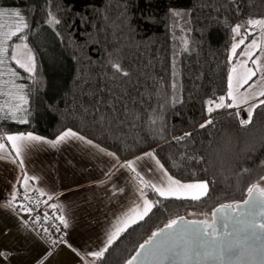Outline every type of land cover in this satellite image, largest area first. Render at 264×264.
<instances>
[{"label": "trees", "instance_id": "16d2710c", "mask_svg": "<svg viewBox=\"0 0 264 264\" xmlns=\"http://www.w3.org/2000/svg\"><path fill=\"white\" fill-rule=\"evenodd\" d=\"M17 10L27 27L2 19L23 31L0 48V89L22 88L16 100L0 92V144L10 133L54 138L71 130L120 160L152 150L175 180L208 185L201 201L153 197L152 212L97 264H125L169 220H199L264 182V105L247 126L234 108L216 107L232 64L258 31L249 21L264 20V0H0V12ZM34 33L47 41L36 44L29 73L11 53L19 36ZM235 34L244 43L232 54ZM113 62L130 75L114 73Z\"/></svg>", "mask_w": 264, "mask_h": 264}, {"label": "crops", "instance_id": "0c3cea01", "mask_svg": "<svg viewBox=\"0 0 264 264\" xmlns=\"http://www.w3.org/2000/svg\"><path fill=\"white\" fill-rule=\"evenodd\" d=\"M261 99L264 96L258 94L237 98L239 107L232 108L240 113L239 120L247 119L246 109ZM223 102L233 104L228 94ZM66 131L71 130H64L54 138L31 134L51 142ZM29 133L7 134L0 149L3 157L0 158V258H5L0 264H97L90 253L104 247L108 235L126 216L135 215L144 199L153 203V197L165 199L150 185L155 182L167 187L171 176L160 162L157 164L152 150L120 160L76 133L55 146L33 141L23 154L17 155L7 137ZM129 162L135 172L127 166ZM36 198L47 205L54 217V225L46 227L55 232L51 242L39 238L28 218L22 215L27 208L20 206L21 203ZM60 216L67 221V227L60 222Z\"/></svg>", "mask_w": 264, "mask_h": 264}, {"label": "snow or ice", "instance_id": "6c2138e0", "mask_svg": "<svg viewBox=\"0 0 264 264\" xmlns=\"http://www.w3.org/2000/svg\"><path fill=\"white\" fill-rule=\"evenodd\" d=\"M173 16L180 15V13H177L173 11L171 13ZM5 15L14 17L18 19V22L23 23V17L21 13L17 11H13L10 13H3L0 12V20L4 18ZM51 16V14H49ZM52 23L59 24L60 21L57 19H52ZM250 24L253 23H261L264 24V21H249ZM4 25L0 23V28H3ZM23 27L26 28L27 24L23 23ZM239 27L237 26L232 29V31L238 32ZM23 31V28L17 26L16 30L11 33L12 36H16L18 33H21ZM20 39H23V36H19ZM240 44L244 43V40L241 39ZM239 45L236 43H233L232 45V54H235L236 48ZM26 47V46H25ZM250 47H256V41L253 40L252 44ZM0 51H3L0 49ZM241 55H251L250 53H241ZM13 59H15V56H13ZM29 63L27 65H21L22 67H25V71L31 73L34 71V63L32 61V57H28ZM3 61L0 60V63ZM253 63H256V60L252 61ZM19 63V61H17ZM114 73L121 74L123 76H129L130 74L126 71L123 70L122 66L118 62H113L111 64ZM235 71V69H233ZM247 74L245 77H243V84H248V82L252 79L253 76L256 75V73L251 70L247 69L246 70ZM230 83H229V93L228 97L233 101V104H225L224 97H220V103L216 104L217 108H231L234 105L239 107V104L237 103V97L233 94L232 89V84H231V77L229 78ZM252 87V85H249ZM259 96H264V91H260L258 93ZM244 103H247V101H243ZM264 105V99H261L259 101V104H251L247 109V119H241L239 121L241 126H247L252 122L253 119V111L258 108L259 106ZM209 112H212V108H208ZM236 116H239L240 113L237 112L235 113ZM212 121H206L205 124H201L200 127L204 128L206 127L207 124H211ZM190 133H185L184 136L182 137H177L175 139L177 140H183L186 137L190 136ZM75 137L76 133L71 132V131H66L59 137H57L56 141H44L42 137L39 136H34L31 133L27 134V136L20 135V136H8L7 140L11 141L13 143V148L16 152L17 155L23 154L30 146L31 142H44V143H51L52 146H55L56 144L62 142L65 140L67 137ZM79 139L83 140V137H79ZM19 141V143H18ZM88 143H91L88 141ZM4 145L0 144V149H3ZM147 156L152 157V153H147ZM3 158V157H0ZM154 158V157H153ZM23 162L21 161V164ZM157 164H159V161H157ZM129 168H132V171H136L135 168L132 166V162H129L127 165ZM139 176V173H137ZM166 176L167 173H164ZM140 179L143 181V177H140ZM169 184L167 187H161L158 186L157 183L153 182L151 183V188L161 197L167 199L169 197H174L176 199H191L192 201H201V198L203 196H206L208 193V185L206 183H198V184H181L179 181H174L171 179V177H168ZM261 180H264V177H261ZM249 199L245 200L244 203L246 205H250L253 209L256 207H259L261 209V212L258 214L261 217H264V187L259 186L258 184H253L247 189ZM13 200H15V195H13ZM53 207H55L53 205ZM154 207V203L150 202L147 199L143 200V205L140 207V210L136 212L135 215L133 216H126L122 221L121 225L118 227H115V230L112 231L108 237H107V242L104 245L102 249L96 252L90 253L91 256L95 257L96 259H100L101 257L104 256L105 252L108 251L109 247L120 237V235L124 232H126L129 228H131L133 225L137 224L139 221H143L146 216L149 215L150 212H152V209ZM230 208L233 211L236 209V205H227L224 206L222 205L220 209H216L215 211H221L223 208ZM243 215V214H241ZM60 222L67 227L68 223L64 219L63 216L59 217ZM245 223L248 225V231L253 234H262L264 235V220H261L259 224L256 222L255 216H253L251 219L245 221ZM199 224L203 225V227H197V222H185L183 217H178L169 220L164 227L160 228L158 231H153L151 233V236L145 240L143 243H141L138 247L139 249L144 250L143 252H137L135 255H133L130 259H128L125 264H136L137 261H139V264H145V261L148 260L149 257H154L162 252H171V244L175 242L178 239H182L185 236H192L194 237L197 241L201 243H207L209 241V238L212 240L216 239V234H215V227L213 223H209L208 221H200ZM211 229V231H209ZM47 231V229H45ZM227 251H231V248H227Z\"/></svg>", "mask_w": 264, "mask_h": 264}, {"label": "water", "instance_id": "95a60500", "mask_svg": "<svg viewBox=\"0 0 264 264\" xmlns=\"http://www.w3.org/2000/svg\"><path fill=\"white\" fill-rule=\"evenodd\" d=\"M258 185L264 187V182ZM248 199L247 193L243 201L231 204L237 206L235 211L227 207L215 211L221 208L220 205L204 216L202 221L214 224L215 240L209 238L207 243H201L190 235L185 236L170 245L171 252L149 257L145 264H264V235L251 234L245 223L255 216L259 224L264 217L258 215L261 212L259 207L253 209L244 203ZM184 221L197 222V227H203L198 221ZM227 248L232 250L227 251ZM138 251L144 250L138 248L135 254Z\"/></svg>", "mask_w": 264, "mask_h": 264}, {"label": "rangeland", "instance_id": "374dc122", "mask_svg": "<svg viewBox=\"0 0 264 264\" xmlns=\"http://www.w3.org/2000/svg\"><path fill=\"white\" fill-rule=\"evenodd\" d=\"M0 23L4 25L3 28H0V48L1 47L3 48L6 46V41L8 40V38L14 37L11 35V33L16 30V27H14V25H10L12 24L11 22L10 24H8L7 21L2 22V20H0ZM257 26H258L257 33L245 45V48L241 50V52L237 56L236 61L232 64L230 69L229 78L231 77V84H232L231 90L233 91V94L237 98H241V99L249 95L258 94L260 91H264V24L257 23ZM5 33L8 35H6ZM36 34L37 33H34L33 37L28 41H25L24 37L23 39L19 38L18 39L19 42L13 45V50L11 53L12 60L14 61L16 66L22 68L24 71H25V67H22L21 65H27L29 63L28 61L29 56L32 57V61L34 63V53H35L34 50L39 52L38 50L39 46H36V44L38 42L42 43L47 41L45 39L46 37L44 36L39 35L35 37ZM1 35H4L3 38H1ZM253 40L256 41V47L254 48L250 47ZM29 41L32 42V44H34L35 46H33L32 44L29 45ZM235 43L236 44L239 43L238 35L235 36ZM241 53H250L251 55H241ZM44 54L45 57L48 56L49 58H51L50 52L46 53V50H44ZM13 56H15V59H13ZM253 60H256V63H253L252 62ZM17 61H19V63H17ZM233 69H235V71H233ZM247 69L253 70L256 73V75L252 77V79L248 82V84H243L242 80L243 77H245L247 74L246 72ZM249 85H252V87H250ZM20 86L21 85H16L12 88L5 86L3 90L0 89V92L4 94V97L6 99L16 100L21 94L22 86L21 87ZM229 91L230 89L228 90L227 94L229 93ZM188 217L191 218L193 217V215L192 216L188 215ZM0 260L5 261V258H0Z\"/></svg>", "mask_w": 264, "mask_h": 264}, {"label": "built area", "instance_id": "2783aa9c", "mask_svg": "<svg viewBox=\"0 0 264 264\" xmlns=\"http://www.w3.org/2000/svg\"><path fill=\"white\" fill-rule=\"evenodd\" d=\"M20 206L27 208V211L22 213V215L28 218V224L32 227L36 235L47 242H51L55 238V232L49 230L45 231L46 222H49L50 225H54L55 221L47 205L45 203L41 204L39 198H36L33 199L31 205L27 202H22Z\"/></svg>", "mask_w": 264, "mask_h": 264}, {"label": "flooded vegetation", "instance_id": "af4514ba", "mask_svg": "<svg viewBox=\"0 0 264 264\" xmlns=\"http://www.w3.org/2000/svg\"><path fill=\"white\" fill-rule=\"evenodd\" d=\"M205 219V217L204 216H202V217H200L199 218V220H195V221H198V222H200V221H202V220H204Z\"/></svg>", "mask_w": 264, "mask_h": 264}, {"label": "bare ground", "instance_id": "6f19581e", "mask_svg": "<svg viewBox=\"0 0 264 264\" xmlns=\"http://www.w3.org/2000/svg\"><path fill=\"white\" fill-rule=\"evenodd\" d=\"M16 211V210H15ZM18 212V211H17Z\"/></svg>", "mask_w": 264, "mask_h": 264}]
</instances>
